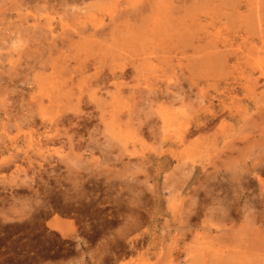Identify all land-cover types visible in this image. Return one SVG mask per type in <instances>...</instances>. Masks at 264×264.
<instances>
[{
  "label": "rangeland",
  "instance_id": "obj_1",
  "mask_svg": "<svg viewBox=\"0 0 264 264\" xmlns=\"http://www.w3.org/2000/svg\"><path fill=\"white\" fill-rule=\"evenodd\" d=\"M0 264H264V0H0Z\"/></svg>",
  "mask_w": 264,
  "mask_h": 264
},
{
  "label": "bare ground",
  "instance_id": "obj_2",
  "mask_svg": "<svg viewBox=\"0 0 264 264\" xmlns=\"http://www.w3.org/2000/svg\"><path fill=\"white\" fill-rule=\"evenodd\" d=\"M179 97V96H178ZM172 99V98H171ZM203 116H205V115H203Z\"/></svg>",
  "mask_w": 264,
  "mask_h": 264
}]
</instances>
